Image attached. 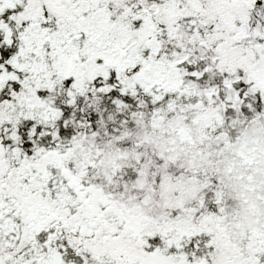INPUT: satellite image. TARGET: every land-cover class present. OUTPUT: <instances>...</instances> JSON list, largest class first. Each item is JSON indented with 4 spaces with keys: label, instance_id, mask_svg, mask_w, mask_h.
<instances>
[{
    "label": "snow or ice",
    "instance_id": "6c2138e0",
    "mask_svg": "<svg viewBox=\"0 0 264 264\" xmlns=\"http://www.w3.org/2000/svg\"><path fill=\"white\" fill-rule=\"evenodd\" d=\"M0 264H264V0H0Z\"/></svg>",
    "mask_w": 264,
    "mask_h": 264
}]
</instances>
